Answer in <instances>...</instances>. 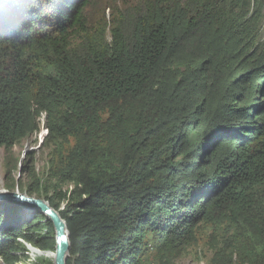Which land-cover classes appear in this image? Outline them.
<instances>
[{
	"label": "trees",
	"instance_id": "1",
	"mask_svg": "<svg viewBox=\"0 0 264 264\" xmlns=\"http://www.w3.org/2000/svg\"><path fill=\"white\" fill-rule=\"evenodd\" d=\"M91 1L54 0L52 22L36 0H0V147L29 134L32 108L45 113L55 174L73 185L50 202L66 205L67 264H141L150 245L171 264L201 224L223 231V219L233 230L225 227L214 264H264V137L246 140L249 108L232 102L246 96L234 91L247 81L245 33L219 26L228 38L217 72L188 50L198 46L188 32L197 17L178 30L145 23L77 55L72 40L86 31ZM191 1L196 12L211 0ZM2 205L0 259L14 263L23 238L54 262L56 240L33 230L46 216L23 223Z\"/></svg>",
	"mask_w": 264,
	"mask_h": 264
},
{
	"label": "rangeland",
	"instance_id": "2",
	"mask_svg": "<svg viewBox=\"0 0 264 264\" xmlns=\"http://www.w3.org/2000/svg\"><path fill=\"white\" fill-rule=\"evenodd\" d=\"M36 2V7L46 8L45 16H48L46 13L49 14L52 10L51 3L54 0ZM200 5L201 8L198 7L195 12L197 5L191 0H92L84 12L86 31L72 40L71 49L77 55H84L89 48L106 50L107 45L112 44L116 37H130L142 24L167 21L178 30V24L182 26L187 24L191 17H197L199 23H195V27L188 29V32L189 35L194 34L198 46L188 50L204 57L203 69L217 72L223 69V60L219 57L220 43L228 38V35H218L219 26L235 23L246 35L242 41L245 43L243 51L248 66L246 74L240 77L247 79L245 86L239 84L234 87V91L244 87L246 96L242 102L235 98L232 102L235 101V105L246 104L249 108L250 129L245 131L246 140H256L259 132L264 137V0H211ZM49 17L52 20L53 15ZM45 122V113L39 115L32 108L29 112V134L11 148L0 147V191L18 192L45 199L49 203L55 201L61 204L58 192L71 190L73 185L59 183L55 174L58 160L53 159V147L43 142L47 134ZM0 203L4 204L2 208L15 209L17 215L23 218V223H31L40 212L22 202ZM65 207L63 203L57 211L60 212ZM47 220V217L42 219L39 226L33 230L36 234L51 233L56 240L54 225L50 220L53 227L48 230ZM223 220L226 221L222 222L223 231H215L213 226L201 224L197 229L196 242L184 247L183 251L172 257L171 264L216 263V247L219 250L225 245L222 234L225 227L233 230L228 220ZM33 230L30 233H34ZM19 241L22 245L12 254L16 261L7 263L1 258L0 264H54L49 258L34 257L31 249L36 246L23 238ZM55 246L56 244L52 249H56ZM141 264H164L160 260L157 247L149 246L142 256Z\"/></svg>",
	"mask_w": 264,
	"mask_h": 264
},
{
	"label": "water",
	"instance_id": "3",
	"mask_svg": "<svg viewBox=\"0 0 264 264\" xmlns=\"http://www.w3.org/2000/svg\"><path fill=\"white\" fill-rule=\"evenodd\" d=\"M0 201L22 202L39 210L47 219L51 220L55 228L56 261L55 264H67L70 255V232L66 220L47 200L20 194L18 192L0 191Z\"/></svg>",
	"mask_w": 264,
	"mask_h": 264
},
{
	"label": "bare ground",
	"instance_id": "4",
	"mask_svg": "<svg viewBox=\"0 0 264 264\" xmlns=\"http://www.w3.org/2000/svg\"><path fill=\"white\" fill-rule=\"evenodd\" d=\"M56 255H57V252H56V249H55V254H54V264H55V261H56Z\"/></svg>",
	"mask_w": 264,
	"mask_h": 264
}]
</instances>
